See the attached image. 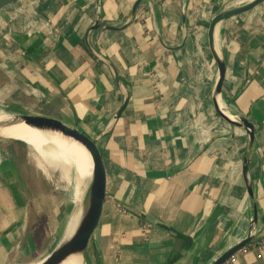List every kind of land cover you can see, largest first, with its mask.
I'll return each instance as SVG.
<instances>
[{
    "label": "crops",
    "instance_id": "1",
    "mask_svg": "<svg viewBox=\"0 0 264 264\" xmlns=\"http://www.w3.org/2000/svg\"><path fill=\"white\" fill-rule=\"evenodd\" d=\"M136 1L40 0L18 22L1 19L0 97L98 141L106 188L88 264H212L245 237L253 207L264 213V2L215 34L219 97L206 29L249 0H141L132 15ZM95 22L126 26L86 36ZM216 102L253 126L252 147L244 128L217 117ZM18 144L0 150L14 156ZM7 162L0 155V264H39L61 231L44 227L38 238L26 193L7 190ZM259 229L230 264H264Z\"/></svg>",
    "mask_w": 264,
    "mask_h": 264
},
{
    "label": "water",
    "instance_id": "2",
    "mask_svg": "<svg viewBox=\"0 0 264 264\" xmlns=\"http://www.w3.org/2000/svg\"><path fill=\"white\" fill-rule=\"evenodd\" d=\"M141 2V0L136 1L132 9V15L135 13L136 7ZM264 0H249L242 6L222 11L215 15L206 29V41L207 49L209 55L214 61L217 68L216 76V87L215 95H222V87L225 77V66L222 60L218 57L216 49H212V39L214 38L216 32L223 26L224 23L240 18L258 7ZM40 0H0V20L3 18H11L12 21L18 22L19 19L24 18L29 11V8L39 5ZM126 24L121 28L117 29L112 26L103 25L95 22L86 33L97 29H105L116 31L125 28ZM19 33L17 34V43L19 44L18 53L23 55L24 50L21 48V39ZM127 105V99H125L123 105L118 110L115 115L117 119L123 112ZM215 112L217 117L223 121L228 122L232 126L242 127L246 131L250 147H252L254 142V130L253 126L244 118H239L236 121L227 116L224 113L221 103L216 102ZM44 115L31 114L17 112L12 115L11 119L5 122V125H13L15 122H23L24 125L30 128H39L45 121ZM52 122L60 126L64 132L72 139L74 143L82 147L88 154L91 163V178L88 189V199L85 206L81 208V217L78 221L76 229L69 239L61 240L48 255L39 264H62L70 257H78L84 262L85 254L88 249V245L93 238L97 227L99 225L103 205L105 200V188H106V172L102 160L100 150L98 149V141L89 138L82 129L77 125L65 122L58 118H53ZM20 142L18 140H7L0 139V147L7 145L9 143ZM249 160L244 159L242 166V178L246 187L247 194L251 195V187L247 181V171H248ZM264 224V213L258 215L256 207L252 208V216L249 220L248 228L246 230L245 237L239 241L236 245L224 252L220 257H218L212 264H223L228 258L240 251L245 247L251 240H253L260 230L259 227ZM63 227V226H62ZM259 229V230H258ZM63 254L62 257L60 255Z\"/></svg>",
    "mask_w": 264,
    "mask_h": 264
},
{
    "label": "bare ground",
    "instance_id": "3",
    "mask_svg": "<svg viewBox=\"0 0 264 264\" xmlns=\"http://www.w3.org/2000/svg\"><path fill=\"white\" fill-rule=\"evenodd\" d=\"M241 4L244 5L245 2H241ZM216 43L217 38L214 36L212 39V49L214 50L216 49ZM228 116L230 117V115ZM11 117L12 115L0 111V139H13L20 141L22 147H29L30 150L36 154L39 166L42 169L57 170L67 179L68 184L70 185L72 202L70 206L72 212L69 214V217L59 234V241L57 243L63 239H69L74 233L81 217V208H83L82 206H85L88 199V189L91 178L90 158L85 150L74 143L60 126L49 122L52 121V117L44 116L46 119L45 121L47 122L42 123L41 127L36 129L24 125L23 122H15L13 125H5V122L11 119ZM9 154L11 155L12 163L17 174H19V168L15 165L14 156L11 153ZM62 256L63 254L60 255V257ZM62 264L83 263L82 259L78 257H70Z\"/></svg>",
    "mask_w": 264,
    "mask_h": 264
},
{
    "label": "rangeland",
    "instance_id": "4",
    "mask_svg": "<svg viewBox=\"0 0 264 264\" xmlns=\"http://www.w3.org/2000/svg\"><path fill=\"white\" fill-rule=\"evenodd\" d=\"M98 14H100V11H98ZM7 28V26L1 27L0 41H2L5 35H7ZM6 82L7 78L0 73V87L5 86ZM10 102L11 100L8 99L7 96H1L0 111H4L10 115H15L17 113L16 108H14ZM18 146L22 147L20 142ZM0 155L11 165L10 166L8 162L6 164L8 167V169H6L8 171L7 190L20 198L24 195V193H26L29 200L32 230H34L38 238H43L44 227L54 233L57 228L61 231L63 228L62 226H64L69 214L72 212L70 206L72 203L70 185L68 184L67 179L57 170H47L46 168L42 169L39 166L38 157L32 150H30L29 147H24L22 149L15 150L14 152L15 160L18 163L19 174H17V171L12 163L11 155L2 150H0ZM16 179L20 180L24 190L21 186H19L18 182H16ZM0 193L2 192L0 191ZM46 233L47 232H45V235ZM44 237L47 238L48 235ZM44 241L45 239L43 238V242ZM85 260L83 264H88V258H85Z\"/></svg>",
    "mask_w": 264,
    "mask_h": 264
},
{
    "label": "built area",
    "instance_id": "5",
    "mask_svg": "<svg viewBox=\"0 0 264 264\" xmlns=\"http://www.w3.org/2000/svg\"><path fill=\"white\" fill-rule=\"evenodd\" d=\"M257 244L261 247H264V235L258 240L256 241ZM234 255H232L230 258H228L223 264H230L231 263V259L233 258Z\"/></svg>",
    "mask_w": 264,
    "mask_h": 264
},
{
    "label": "flooded vegetation",
    "instance_id": "6",
    "mask_svg": "<svg viewBox=\"0 0 264 264\" xmlns=\"http://www.w3.org/2000/svg\"><path fill=\"white\" fill-rule=\"evenodd\" d=\"M85 260V259H84Z\"/></svg>",
    "mask_w": 264,
    "mask_h": 264
}]
</instances>
